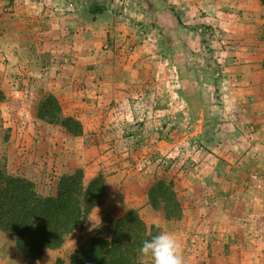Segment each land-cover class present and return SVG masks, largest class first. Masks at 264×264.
I'll use <instances>...</instances> for the list:
<instances>
[{"label":"rangeland","instance_id":"374dc122","mask_svg":"<svg viewBox=\"0 0 264 264\" xmlns=\"http://www.w3.org/2000/svg\"><path fill=\"white\" fill-rule=\"evenodd\" d=\"M71 1L0 0V169L31 180L43 195L52 193L64 174L82 170L86 184L103 175L107 198L59 249L39 260L24 258L15 239L0 231V264L68 261L89 237L108 236L109 224L129 210L162 229L156 247L160 264H264V73L251 59L264 53L262 46L259 52L250 40L231 38L226 27L211 25L202 12L181 10L173 0H103L114 2L125 16L118 19L138 29L147 60L138 66L140 74L127 75L139 80L120 81L101 105L103 74L90 64L83 73L90 88L82 98L89 107L69 103L63 115L81 123L72 115L76 109L102 120L107 116V124L103 121L84 137V129L81 136H72L61 125L39 119V105L51 93L40 89L37 73L48 50L75 65L80 40L61 20L70 14L66 8L74 9ZM21 2L38 4L50 17H29L21 38L36 71H29V79L10 73V82L1 38L10 23H21ZM94 22L89 17L90 33ZM208 27L212 39L204 35ZM89 41L90 50L99 46L98 54L114 50L108 36L94 41L89 36ZM243 48L252 51L247 55ZM129 71L122 68V73ZM17 85L25 87V96L13 93ZM26 95L30 101L17 102ZM158 175L174 181L183 209L178 221H166L149 203Z\"/></svg>","mask_w":264,"mask_h":264},{"label":"trees","instance_id":"16d2710c","mask_svg":"<svg viewBox=\"0 0 264 264\" xmlns=\"http://www.w3.org/2000/svg\"><path fill=\"white\" fill-rule=\"evenodd\" d=\"M261 2L264 5V0ZM69 4L74 6L66 8L69 13L83 10L95 16L110 10L125 18L114 2L108 5L103 0H72ZM51 12L55 14L54 9ZM175 25L177 28L181 25L179 17ZM207 29L204 35L212 39L211 28ZM262 66L264 70V60ZM3 100L0 92V103ZM38 116L50 124L61 125L72 136L83 134L82 124L74 117L64 116L59 101L52 95L41 102ZM106 198L107 180L103 175L86 184L82 170L64 174L57 179L53 192L43 195L31 180L0 169V231L15 239L24 258L39 260L47 251L59 249L66 237L81 228ZM148 200L153 209L163 212L166 221L181 219L183 209L174 181L165 175L155 178ZM109 227L108 236L89 237L68 261L59 259L56 264H160L156 252L162 235L160 227L148 226L136 210H129Z\"/></svg>","mask_w":264,"mask_h":264},{"label":"crops","instance_id":"0c3cea01","mask_svg":"<svg viewBox=\"0 0 264 264\" xmlns=\"http://www.w3.org/2000/svg\"><path fill=\"white\" fill-rule=\"evenodd\" d=\"M173 2L181 10H187L189 12L206 14L208 22L211 25L216 24L217 26L226 27L227 32L231 38L241 41V39L250 40L251 44L256 45L260 52V46L264 50V5L261 0H173ZM115 6V4H113ZM116 8V7H115ZM18 20L21 23L14 22L10 23L2 40V58L5 62V79L10 82L13 81L10 73L18 72L19 75L23 74L29 79V71L35 72L36 69L32 62L34 59L28 55L26 43L22 40V31L27 28L26 24L30 16H49L50 13L42 11L38 4L34 2H21L17 8ZM89 17L94 19L96 28L94 32L89 31L88 19ZM112 11L108 10L103 14L90 15L87 11H79V13H70L65 17H61L68 23L70 29H75V36L80 40L78 51L74 54L75 65L70 66L68 60L63 56L54 51L48 50L49 53L42 57V68L39 70L38 78L40 89L44 92H50L59 100L62 107L69 106V103H74V106H81L82 98L86 96L90 86L88 84L89 78L83 76V73L90 66L95 64L99 67V71L103 74V83L101 88L100 102L107 104L111 96H113L115 88L118 87V83L128 78L132 81L139 80L135 75L127 76L129 73L140 74L138 66L140 63H144L147 58L144 56L140 46L142 38L138 29L134 25L124 22ZM15 20V19H14ZM13 21V20H12ZM183 28L181 25L178 26V30ZM89 36L92 37L93 41L98 37H109L112 40L114 50L103 51L102 54H98L99 46L92 47L90 50ZM51 36L47 33L46 40H51ZM132 47V52H129L128 48ZM246 50V48H243ZM252 50L244 51L243 53L249 55ZM66 54V53H65ZM61 58L63 60H61ZM252 60L258 61V65L263 70L264 53L262 55L253 57ZM136 66V68H133ZM69 67H72L69 71ZM246 67H251L247 65ZM122 68H128V73H122ZM22 82L21 76H16L14 79ZM10 87V86H9ZM13 87V85H12ZM13 93L22 94L25 96V87H17L13 89ZM26 99H18V103H25L30 97L26 95ZM19 98V97H18ZM22 98V97H20ZM8 102H13L11 97L7 98ZM31 99H28L30 101ZM27 101V102H28ZM14 103V102H13ZM98 103V102H97ZM98 105V106H99ZM83 107H89V105L83 104ZM100 107V106H99ZM98 107V108H99ZM75 108L73 107L74 110ZM93 109L96 114L98 111L94 104ZM72 115L81 121L84 129V137L86 134H91L94 130L97 131L104 121L107 123V116H104V120L101 119V115L96 117H90L86 113L80 112V110L72 111ZM40 119V118H39ZM25 123V122H24ZM89 128H93L89 130ZM47 129V128H44ZM48 131V129L46 130ZM94 137V136H93Z\"/></svg>","mask_w":264,"mask_h":264}]
</instances>
